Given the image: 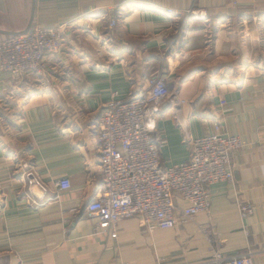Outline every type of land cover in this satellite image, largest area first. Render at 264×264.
I'll list each match as a JSON object with an SVG mask.
<instances>
[{"label": "crops", "instance_id": "1", "mask_svg": "<svg viewBox=\"0 0 264 264\" xmlns=\"http://www.w3.org/2000/svg\"><path fill=\"white\" fill-rule=\"evenodd\" d=\"M168 10L174 14L168 16L204 14L222 24L224 17H237L240 29L258 31L253 43L264 48V0H0V32H23L30 21L31 29L93 23L100 28L108 15L119 21L110 54H81L64 77L56 71L19 80L0 74L6 120L0 128V264H210L215 251L224 257L251 252L254 264H264V70L251 67L247 77L227 81H214V68L204 79L186 70L178 86L182 104L157 118L166 141L160 152L165 167L189 160L188 137L227 134L243 140L232 159L233 181L209 188L207 213L183 219L186 204L176 200V227L148 230L131 218L109 234L84 214L101 185L95 124L102 107L114 96L124 100L146 90L148 80L162 74L161 64H151L162 63L163 56L172 63L207 57L205 46L188 49L190 41L181 42L183 31L195 26L183 22L178 31L181 21L176 27L177 20L163 17ZM251 43L243 39V45ZM63 57L68 55L57 58L60 65L67 62ZM167 69L170 78L175 70L169 64ZM28 169L47 187V197L61 178L70 189L32 204L21 179ZM240 202L252 210L246 217Z\"/></svg>", "mask_w": 264, "mask_h": 264}, {"label": "built area", "instance_id": "2", "mask_svg": "<svg viewBox=\"0 0 264 264\" xmlns=\"http://www.w3.org/2000/svg\"><path fill=\"white\" fill-rule=\"evenodd\" d=\"M166 13L174 15L169 10ZM117 22L112 17L109 27ZM72 27L70 24L52 30L35 26L26 34L0 41V73L18 78L27 73L44 75L47 60L61 50L67 29ZM182 102L178 89L171 88L165 77H155L141 94L124 100L114 96L102 107L95 124L101 185L84 207V214L97 221L100 232L109 234L119 222L131 218L148 230L174 228L176 200L186 204L181 216L190 220L208 212L212 185L233 181L232 159L244 146L238 136L188 137L189 160L173 167L162 164L160 152L166 141L156 128L157 118L166 108ZM22 178L24 188L33 197L32 204L45 198L56 200L58 193L70 189L69 180L61 178L53 183L54 195L47 197L48 189L35 171L25 170ZM32 189L39 190L42 197ZM237 206L242 217L252 212L242 202ZM209 263L254 264L251 252L224 257L217 251Z\"/></svg>", "mask_w": 264, "mask_h": 264}, {"label": "rangeland", "instance_id": "3", "mask_svg": "<svg viewBox=\"0 0 264 264\" xmlns=\"http://www.w3.org/2000/svg\"><path fill=\"white\" fill-rule=\"evenodd\" d=\"M167 15V16H166ZM164 15L163 17L168 18L170 21L175 22V26L178 27L181 23V26L178 27V31H183V22L189 26L194 25L195 30L190 33H183L181 34L182 41H190V48L194 47H201L205 46L207 48L206 54L207 57L203 59V62L196 61L190 59L189 57L183 59H174V63H172L171 59L166 61L165 58L167 56H163L162 63L159 64H151V67L155 65L162 66L163 72L162 74L156 75L157 77H165L168 85L173 89H178L179 82L184 80V72L186 70L198 72L201 79H204L207 76V73L211 72L212 68H214V72H216V79L214 81H227V80H237L240 76L247 77V70L253 67V70L257 72H263L264 70V51L263 47H260L258 44L254 45L253 41L258 37V31L255 29L249 30H242L237 26L239 23V19L234 16L224 17V23H217L216 21H211L208 19V16L204 14H194L193 16L187 15L184 17L180 16H168V14ZM114 17V15L103 18V25L100 28H97L93 24L89 26L84 25L85 27H75L73 26L70 29H67V36L64 38V43L61 45V50L54 55V57H50L46 63V72L42 76H34L43 78L49 75L52 71H56L58 74H63L73 70V64L78 63L80 59L83 57L81 54L84 55H92L99 58V54L107 53L108 50H111L110 44L111 42H115V35L113 30L115 27H109L110 19ZM207 17V18H206ZM123 19V18H122ZM181 21V23H179ZM249 22L253 25V18L252 16L249 18ZM119 21L116 25H118ZM178 23V26L176 25ZM197 23V24H196ZM248 23V22H247ZM85 24V23H81ZM70 25L66 24L65 26ZM62 26V27H65ZM60 27V28H62ZM44 29V28H42ZM58 29V28H56ZM53 30V29H52ZM185 33V34H184ZM94 36V37H93ZM246 37H250L252 43L250 46L243 45V39ZM10 37H3L0 38V41L6 40ZM69 43L71 45H69ZM215 44V45H214ZM215 46V47H214ZM204 48V49H205ZM184 49V47L182 48ZM184 51V50H183ZM170 53V52H169ZM210 53V55H208ZM63 54L68 55L67 62L65 64L60 65L57 58L62 56ZM110 54V53H109ZM108 54V55H109ZM235 58L232 60L231 56L233 55ZM178 57V56H177ZM213 60V61H212ZM163 64V65H162ZM168 64L172 70H175L171 77L169 78L170 74L167 69ZM100 65V64H98ZM160 66V67H161ZM159 67V68H160ZM150 68V67H149ZM155 69V67L153 68ZM157 70V69H156ZM154 71V70H153ZM201 71L204 72L201 74ZM147 72V71H146ZM250 72V71H249ZM148 73H150L148 71ZM0 74H7L10 76L11 79L16 80L18 77L11 73H0ZM32 74V73H31ZM147 75V73H144ZM242 74V75H241ZM65 74L61 75L64 77ZM169 75V76H168ZM144 77V76H143ZM142 77V78H143ZM21 78V77H20ZM38 78V80L40 79ZM181 78V79H179ZM19 80V79H18ZM143 80V79H142ZM151 79L148 80V82ZM40 82V81H39ZM38 82V87L43 86L42 83ZM37 85V84H36ZM145 91V90H144ZM2 112H0V128L3 129L6 127L4 124L6 120L2 116ZM4 125V126H3ZM21 179L23 180L22 176ZM24 185V182H22ZM25 193H27V189L25 188Z\"/></svg>", "mask_w": 264, "mask_h": 264}, {"label": "water", "instance_id": "4", "mask_svg": "<svg viewBox=\"0 0 264 264\" xmlns=\"http://www.w3.org/2000/svg\"><path fill=\"white\" fill-rule=\"evenodd\" d=\"M30 30H31V21H30L28 27L26 28V30L23 31V32H20V33L0 32V34L5 35L6 37H16V36H19V35H22V34H26Z\"/></svg>", "mask_w": 264, "mask_h": 264}, {"label": "bare ground", "instance_id": "5", "mask_svg": "<svg viewBox=\"0 0 264 264\" xmlns=\"http://www.w3.org/2000/svg\"><path fill=\"white\" fill-rule=\"evenodd\" d=\"M197 24V23H196Z\"/></svg>", "mask_w": 264, "mask_h": 264}]
</instances>
